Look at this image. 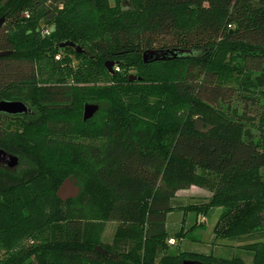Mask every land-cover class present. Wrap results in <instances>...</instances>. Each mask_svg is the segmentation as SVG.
<instances>
[{"label":"trees","instance_id":"16d2710c","mask_svg":"<svg viewBox=\"0 0 264 264\" xmlns=\"http://www.w3.org/2000/svg\"><path fill=\"white\" fill-rule=\"evenodd\" d=\"M121 9L0 0V52H11L0 57V102L29 110L0 112V148L20 161L0 167V264H264V94L239 86L244 73L264 85V0H127ZM150 49L180 57L146 64ZM102 77L111 86L94 83ZM88 104L99 110L84 120ZM197 120L211 129L196 131ZM61 134L72 139L50 137ZM69 177L80 192L62 201ZM194 186L211 192L207 201L172 206ZM213 207L222 208L215 240L252 252V263L171 253L187 233L170 237L168 214ZM108 221L118 230L104 244Z\"/></svg>","mask_w":264,"mask_h":264},{"label":"rangeland","instance_id":"374dc122","mask_svg":"<svg viewBox=\"0 0 264 264\" xmlns=\"http://www.w3.org/2000/svg\"><path fill=\"white\" fill-rule=\"evenodd\" d=\"M111 7H114L115 9H120V11L117 13V16L120 17L122 15V9L123 5H127V0H109ZM136 70L129 69L127 70V73H130V76H135ZM234 76H237V73L234 74ZM256 75L254 74H242L239 77V82L241 83L239 86H253V91L259 94H264V85L259 83L256 80ZM134 81V80H133ZM95 84L99 86H111V83H108V81L102 77L98 80L94 81ZM233 86H236L235 84H232ZM25 104V103H24ZM30 108H35L32 103H28ZM28 108V106H27ZM84 115V114H83ZM262 124L259 122L257 124L253 125V130L257 132L258 135H260L263 131ZM50 137H56L57 140L62 139H72V137H67L66 135H60V136H50ZM76 137L77 136H73ZM88 140L83 139V144L87 145L89 143L95 142L97 140H94L92 138L87 137ZM82 141V140H80ZM77 142L76 139L74 140V143ZM84 160H88L87 155H83ZM16 168V167H15ZM88 192L91 194L94 198H99V194L93 189L92 191ZM193 195L194 197H191ZM197 195V196H195ZM211 196V192L199 188V187H191L189 189H184L179 191L175 198L172 200V206L174 207H180V206H186L189 204H198L202 203L204 201H207L208 198ZM66 205H63L62 207H65ZM222 216V208L220 207H213L211 208L206 214H197L194 210H188L183 211L180 208H176L172 210L168 214L167 218V229L169 232L170 237L177 238V234L181 231L182 227H185V231L187 235L185 234V238L182 240L177 239V245L173 246L171 248V253H180V252H186V253H202V254H211L218 257L223 258H233V257H239L242 258L247 263H252L254 260V254L250 251H246L243 249H234L232 247H228L225 243H223L222 240H215V227ZM203 220V221H202ZM198 221V225L202 224L203 226L195 227V223ZM201 221L203 223H201ZM118 230V223L114 221H108L103 233H102V240L104 244H110L113 242L114 235L117 233ZM189 231V232H188ZM258 238V236H255Z\"/></svg>","mask_w":264,"mask_h":264},{"label":"water","instance_id":"95a60500","mask_svg":"<svg viewBox=\"0 0 264 264\" xmlns=\"http://www.w3.org/2000/svg\"><path fill=\"white\" fill-rule=\"evenodd\" d=\"M5 17H2L0 19V27L4 23ZM54 29L52 28V31ZM67 46H72L77 49L79 53L82 52V48L80 46H76L73 43L66 42L61 44L60 47L64 48ZM178 50H162V49H150L146 50L143 53V61L146 64H152L155 62H167L171 61L173 59H176L180 57ZM184 53V52H181ZM11 54V52H0V57H4ZM106 66L108 70L111 72V74H114V63L113 62H107ZM130 80H135V76H130ZM99 110V107L97 105H86L84 110V120H88L92 118L95 113ZM27 111V107L22 102H7L2 101L0 102V112H8V113H23ZM195 129L198 132H208L211 129V126H206L204 122L201 120H197L195 124ZM19 158L17 156L11 155L5 150L0 148V163H9L11 168H15L19 165ZM80 192V188L77 185L76 178L69 177L67 178L60 188L57 191V196L62 201H66L68 199L76 198ZM95 251L99 253L100 255L104 256L105 258H109L112 260H119L120 257L116 255L115 253L103 248L102 246H97L95 248ZM185 264H198L196 262H185Z\"/></svg>","mask_w":264,"mask_h":264},{"label":"flooded vegetation","instance_id":"af4514ba","mask_svg":"<svg viewBox=\"0 0 264 264\" xmlns=\"http://www.w3.org/2000/svg\"><path fill=\"white\" fill-rule=\"evenodd\" d=\"M23 103V102H22ZM25 106L27 107V104H25ZM29 110H28V108H27V111L26 112H28ZM3 113H5V114H7V115H13V116H18V115H20V114H23V113H8V112H3ZM9 154H11V153H9ZM11 155H13V154H11ZM15 156V155H14ZM0 167H5V168H9V169H14V168H11L10 167V165H9V163H0Z\"/></svg>","mask_w":264,"mask_h":264},{"label":"built area","instance_id":"2783aa9c","mask_svg":"<svg viewBox=\"0 0 264 264\" xmlns=\"http://www.w3.org/2000/svg\"><path fill=\"white\" fill-rule=\"evenodd\" d=\"M170 244L175 245V240L174 239H171L170 240Z\"/></svg>","mask_w":264,"mask_h":264},{"label":"crops","instance_id":"0c3cea01","mask_svg":"<svg viewBox=\"0 0 264 264\" xmlns=\"http://www.w3.org/2000/svg\"><path fill=\"white\" fill-rule=\"evenodd\" d=\"M195 196H197V195H195ZM191 197H194V196H193V195H191ZM202 221H203V220H202ZM202 221H201V223H203Z\"/></svg>","mask_w":264,"mask_h":264}]
</instances>
